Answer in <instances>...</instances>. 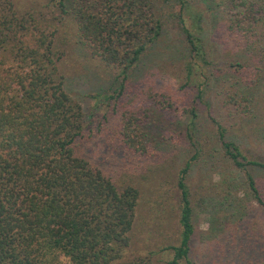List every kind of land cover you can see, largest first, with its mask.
Segmentation results:
<instances>
[{
    "label": "trees",
    "instance_id": "obj_1",
    "mask_svg": "<svg viewBox=\"0 0 264 264\" xmlns=\"http://www.w3.org/2000/svg\"><path fill=\"white\" fill-rule=\"evenodd\" d=\"M51 1L73 16L81 42L110 67L136 64L163 30L155 11L157 0ZM223 1L229 12L217 34L240 52L235 57L239 70L253 68L246 56L256 62V73L264 70V0ZM179 5L192 63L199 58L209 64L203 28L194 32L186 24V17L203 22V15L191 11L188 0H179ZM30 16L19 13L14 0H0V264H124L120 259L129 246L139 190L131 184L119 187L77 152L79 142L88 138L86 129L92 128L86 111L63 87L53 49V23ZM249 102L241 97L234 105ZM217 124L225 155L245 170L264 226V188L248 171L251 165L264 169V161L249 159ZM128 139L124 137V143L138 147ZM145 149L142 143L134 150ZM191 165L186 162L177 182L182 231L179 244L171 246L169 264H194L195 227L186 183ZM233 196L242 200L229 187L221 201L231 217L239 212L236 203L230 213ZM250 210L243 203L240 215ZM228 223L215 228L222 233L215 231L214 242L208 243L211 264H264V232L258 223L243 230Z\"/></svg>",
    "mask_w": 264,
    "mask_h": 264
},
{
    "label": "rangeland",
    "instance_id": "obj_2",
    "mask_svg": "<svg viewBox=\"0 0 264 264\" xmlns=\"http://www.w3.org/2000/svg\"><path fill=\"white\" fill-rule=\"evenodd\" d=\"M188 1L191 11L204 17L203 22L186 17V24L194 32L203 28L210 63L199 58L193 59L194 64L191 61L179 0H157L161 35L147 45L136 64L122 69L94 56L81 42L73 16L62 13L55 2L14 0L19 13L53 23V49L63 87L86 111L92 128L86 129L88 138L79 142L77 152L119 187L131 184L139 190L129 246L120 259L124 264L170 263L171 246L179 244L182 231L177 182L187 161L192 163L186 183L195 227L194 264L212 263L208 243L214 242L215 231L222 233L215 228L222 229L228 222L240 230L258 223L256 227L264 232L261 209L249 193L245 170L225 155L217 124L249 159L264 161V70L256 73L250 56L246 62L253 68L239 70L235 57L240 52L217 34L229 12L228 3ZM241 97L251 102L236 108L234 102ZM124 137L138 147L128 146ZM142 143L145 151H135ZM196 153L197 158H192ZM248 171L264 188V169L251 165ZM229 187L242 199L231 198L230 213L236 203L239 208L233 217L221 205ZM243 203L251 209L249 216L240 215Z\"/></svg>",
    "mask_w": 264,
    "mask_h": 264
}]
</instances>
